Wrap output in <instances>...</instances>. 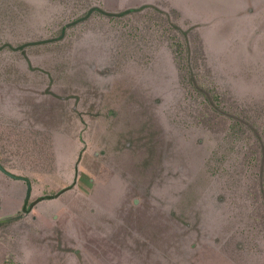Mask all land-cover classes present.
Returning <instances> with one entry per match:
<instances>
[{
	"label": "rangeland",
	"instance_id": "1",
	"mask_svg": "<svg viewBox=\"0 0 264 264\" xmlns=\"http://www.w3.org/2000/svg\"><path fill=\"white\" fill-rule=\"evenodd\" d=\"M0 220V264H264V0H0Z\"/></svg>",
	"mask_w": 264,
	"mask_h": 264
},
{
	"label": "trees",
	"instance_id": "2",
	"mask_svg": "<svg viewBox=\"0 0 264 264\" xmlns=\"http://www.w3.org/2000/svg\"><path fill=\"white\" fill-rule=\"evenodd\" d=\"M142 7H144V6L130 7V8H126V9H123V10L116 11V12H112V11L110 12V11H105V10H103V11L106 12L107 14H109V15H123L125 13L131 12V11H134V10H138V9L140 10V8H142ZM97 8H99V7H97ZM92 10H93V8H91L90 11H92ZM17 48H19V46H17ZM58 193L59 192H57L55 194L57 195ZM49 196H55V195H49ZM43 197H46V196L45 195L39 196L36 199L32 200L29 204H28V201H25L24 204H23V207H22L24 212L30 211L32 206L35 204V202H37L38 200H40ZM21 215H22V213H19V214H17L15 216V218H19Z\"/></svg>",
	"mask_w": 264,
	"mask_h": 264
},
{
	"label": "water",
	"instance_id": "3",
	"mask_svg": "<svg viewBox=\"0 0 264 264\" xmlns=\"http://www.w3.org/2000/svg\"><path fill=\"white\" fill-rule=\"evenodd\" d=\"M10 174L13 175V173H11V172H10ZM1 220H3V219H1ZM1 220H0V221H1Z\"/></svg>",
	"mask_w": 264,
	"mask_h": 264
}]
</instances>
